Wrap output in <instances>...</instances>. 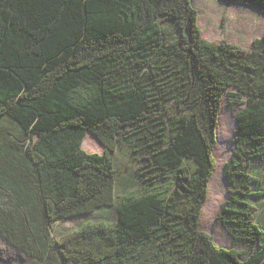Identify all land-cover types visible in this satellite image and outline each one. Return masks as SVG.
Here are the masks:
<instances>
[{"label": "trees", "instance_id": "16d2710c", "mask_svg": "<svg viewBox=\"0 0 264 264\" xmlns=\"http://www.w3.org/2000/svg\"><path fill=\"white\" fill-rule=\"evenodd\" d=\"M217 1L264 16V0ZM222 102L235 126L214 220L247 251L199 225ZM116 151L134 179L118 194ZM262 164L264 33L208 42L190 0H0V238L26 264H264ZM99 210L112 218L51 236Z\"/></svg>", "mask_w": 264, "mask_h": 264}, {"label": "rangeland", "instance_id": "374dc122", "mask_svg": "<svg viewBox=\"0 0 264 264\" xmlns=\"http://www.w3.org/2000/svg\"><path fill=\"white\" fill-rule=\"evenodd\" d=\"M197 10V25L204 40L217 43L225 40L241 49L248 50L254 39L264 33V16L255 10L238 6L220 5L217 0H190ZM235 109L222 102L215 128V144L213 148L214 169L207 184L206 199L200 215V229L210 234L217 247L247 251L244 246H233L223 228L215 222V216L220 204L226 198L225 184L222 178V169L230 157L233 137ZM90 134H86L81 143V149L87 153L101 154L103 147L97 142L91 145ZM86 142L83 145V141ZM94 143V142H93ZM113 156L114 164L118 170L115 181V193L118 194L131 187L134 179L131 174L133 164H129V157L124 152L116 151ZM257 178L261 189L264 190V164L256 167ZM112 211L95 212L89 217H78L69 220H58L51 227L53 238L74 229L87 219H99L102 216L112 218ZM255 220L264 229V198L255 203ZM29 258L21 251L7 245L0 238V264H26Z\"/></svg>", "mask_w": 264, "mask_h": 264}, {"label": "bare ground", "instance_id": "6f19581e", "mask_svg": "<svg viewBox=\"0 0 264 264\" xmlns=\"http://www.w3.org/2000/svg\"><path fill=\"white\" fill-rule=\"evenodd\" d=\"M91 135V134H90ZM89 138H94V136L93 135H91V136H89ZM85 142H86V139H84V141H83V147H84V144H85ZM94 142V143H93ZM97 142H96V139L94 138V141L91 139V145H95ZM202 208H203V206H202ZM202 208H201V211H202Z\"/></svg>", "mask_w": 264, "mask_h": 264}, {"label": "water", "instance_id": "95a60500", "mask_svg": "<svg viewBox=\"0 0 264 264\" xmlns=\"http://www.w3.org/2000/svg\"><path fill=\"white\" fill-rule=\"evenodd\" d=\"M95 138V137H94ZM96 139V138H95ZM98 142V141H97Z\"/></svg>", "mask_w": 264, "mask_h": 264}]
</instances>
